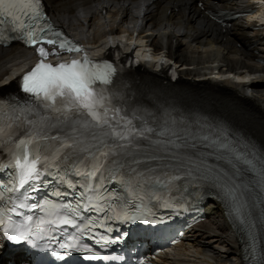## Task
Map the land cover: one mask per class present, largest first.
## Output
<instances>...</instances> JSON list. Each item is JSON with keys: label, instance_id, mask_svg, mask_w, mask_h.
<instances>
[{"label": "snow or ice", "instance_id": "1", "mask_svg": "<svg viewBox=\"0 0 264 264\" xmlns=\"http://www.w3.org/2000/svg\"><path fill=\"white\" fill-rule=\"evenodd\" d=\"M47 7L0 0V45L37 57L19 93L0 97V264H129L113 247L131 240L125 226L155 230L170 220L156 209L179 215L202 198L246 237L242 259L264 264V144L218 113L137 100L120 66L92 61Z\"/></svg>", "mask_w": 264, "mask_h": 264}, {"label": "bare ground", "instance_id": "2", "mask_svg": "<svg viewBox=\"0 0 264 264\" xmlns=\"http://www.w3.org/2000/svg\"><path fill=\"white\" fill-rule=\"evenodd\" d=\"M244 1L248 4L251 0H157L148 8L143 5L144 17L135 7L136 0H46V3L58 23L84 32L94 44L111 43L110 35L118 39V32L108 30L113 31L119 20L125 27L121 33L129 35L135 28L153 26V36H146L144 31L143 39H152L154 47L166 43L180 79L173 84L167 73L148 64L133 73V90L149 97L155 93L161 101L177 100L207 108L264 144V79L235 84L223 78L225 68H247L261 77L264 71L259 70L257 59H264V46L258 42L264 38L253 30L256 26L253 23L239 19L223 27L211 17L217 8L240 12ZM200 3L206 7H198ZM104 11L107 16L100 18ZM30 54L19 46L0 48V87L8 73ZM16 89L15 82L3 88L7 92ZM208 209L210 216L191 234V240L178 246L172 258H162L161 264H245L243 250L222 206L210 200Z\"/></svg>", "mask_w": 264, "mask_h": 264}]
</instances>
